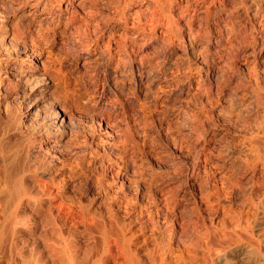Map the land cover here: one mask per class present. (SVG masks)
Segmentation results:
<instances>
[{"label": "bare ground", "instance_id": "1", "mask_svg": "<svg viewBox=\"0 0 264 264\" xmlns=\"http://www.w3.org/2000/svg\"><path fill=\"white\" fill-rule=\"evenodd\" d=\"M223 1L217 2L225 10ZM246 4L253 43L244 54L234 52L233 64H249L247 85L234 80L227 93L221 86L212 105H201L193 117L139 122L165 130L119 133L121 180L114 193L113 185L95 180L85 192L102 189L100 196H71L59 159L47 151L51 157L41 162L38 143L3 146L0 264H264V0ZM210 59L222 60L214 51Z\"/></svg>", "mask_w": 264, "mask_h": 264}, {"label": "rangeland", "instance_id": "2", "mask_svg": "<svg viewBox=\"0 0 264 264\" xmlns=\"http://www.w3.org/2000/svg\"><path fill=\"white\" fill-rule=\"evenodd\" d=\"M148 1L121 0L118 6L111 0H42L40 4L38 0H0V156L3 146L36 142L42 150L41 162L51 155L59 159L58 174L65 179V193L100 196L102 189L85 192L87 181L95 180L102 187L113 185L109 191L114 193L121 180L117 136L165 130L163 125L144 127L139 122L143 118L193 117L201 105H212L211 94L221 86L227 93L226 87L235 88L237 79L247 85L249 64H233L234 52L244 54L253 43L246 0L243 7H239L241 0H224L225 10L218 0ZM213 51L221 56L220 64H212ZM39 64L43 67L37 69ZM257 64L258 73L263 65ZM54 65H59L55 73L63 77L69 91L75 85L82 87L83 109L74 113L59 98L41 107L43 96L38 92L47 85ZM37 70L42 75L23 79ZM71 72L76 79L69 83ZM36 81L40 90L33 88ZM81 117H87L90 132L83 139H78L79 134L69 139L57 126ZM47 151L51 155H45ZM0 183L2 186L1 178Z\"/></svg>", "mask_w": 264, "mask_h": 264}, {"label": "clouds", "instance_id": "3", "mask_svg": "<svg viewBox=\"0 0 264 264\" xmlns=\"http://www.w3.org/2000/svg\"><path fill=\"white\" fill-rule=\"evenodd\" d=\"M40 2H42V0H38V3ZM239 7H243V0H241ZM235 10H238V8ZM261 26L264 27V23H262ZM252 31H255L254 27ZM40 54L43 56L44 55L43 51H41ZM58 66L59 65L52 66V71L50 72L49 77L47 78V85L40 93H38V95L43 96V100H40L41 107L48 104L51 100L55 98H59L61 102L64 104V106L68 107L72 112L75 113L77 108L83 109L84 107L82 103L84 99L83 89L79 85H75V86H72L71 91H69L65 87V81L63 77L55 73L54 68ZM36 67L37 69L42 68L43 64L36 65ZM34 75L38 76V75H42V73L39 70L29 71L23 77V79L27 80L28 78ZM75 79H76V73L71 72L69 76V83ZM55 80H59L60 83L59 84L54 83ZM23 86L24 85L22 83L21 87ZM53 93H55V96L53 95ZM85 120H87V117H81V118L68 122L67 125L61 122L57 126L64 129L65 134L69 139H71V137L76 134H79L78 139H83L86 136H90V132H89L87 124L85 123ZM93 139L95 141L96 138H93Z\"/></svg>", "mask_w": 264, "mask_h": 264}]
</instances>
